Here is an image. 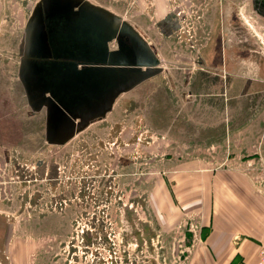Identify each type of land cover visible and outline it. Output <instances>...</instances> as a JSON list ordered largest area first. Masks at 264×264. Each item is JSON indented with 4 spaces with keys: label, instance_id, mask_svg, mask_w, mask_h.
I'll return each instance as SVG.
<instances>
[{
    "label": "rangeland",
    "instance_id": "obj_1",
    "mask_svg": "<svg viewBox=\"0 0 264 264\" xmlns=\"http://www.w3.org/2000/svg\"><path fill=\"white\" fill-rule=\"evenodd\" d=\"M42 1L0 0V216L9 224L5 240L27 244L28 263L21 264H183L198 236L197 215L182 214L175 225H169L173 218L168 216L162 228L152 218L154 198L167 201L168 179L180 169L175 163L185 153L178 149L188 137L185 129L207 120L209 149L185 154L194 153L203 163L207 159V169L226 168L221 162L239 155L252 167L238 169L255 176L252 188L264 194V24L250 10L249 0ZM40 3L42 10L62 4L111 29L110 46L120 55L126 51L134 63L130 41L120 32L126 24L154 47L159 66L148 73L133 66L83 78L70 73L62 82L70 93L57 87L43 90V69L34 71L32 86L26 88L19 78L20 69L26 70L25 31ZM232 13L256 57L228 48L236 42L226 41ZM228 56L240 63L238 69L223 68ZM28 98H41L42 111H35ZM87 98L108 100L96 102V112L79 116L75 109ZM52 101L71 117L64 118L69 122H63L69 126L64 134L54 136L60 145H48L44 137ZM233 112L254 115L243 119L255 124L254 135L240 136L237 153L210 149L237 140L225 134L236 125L231 121L237 119L224 118ZM189 138L199 141V135ZM191 170L200 173V168ZM6 241L0 242V264H9Z\"/></svg>",
    "mask_w": 264,
    "mask_h": 264
},
{
    "label": "crops",
    "instance_id": "obj_2",
    "mask_svg": "<svg viewBox=\"0 0 264 264\" xmlns=\"http://www.w3.org/2000/svg\"><path fill=\"white\" fill-rule=\"evenodd\" d=\"M249 7L257 15L260 22L264 24V0H249ZM222 54L223 59L226 58L225 52L222 51ZM229 62L235 63L234 61ZM229 62L222 64L224 69ZM219 65L221 66V64ZM104 99L108 100V98H87V101L75 110L79 116L86 112L92 114L97 111L96 102ZM55 104V101H52L47 106L50 111L53 107V114L48 116L44 129L45 142L48 145H60L58 139L50 138L49 130H54V136L59 137L69 128V126L65 128L63 122L69 124L65 119H71L70 115L65 116L62 113L69 112L67 108L59 105V108L56 109ZM13 109L14 114H17V107L13 106ZM241 115L242 113L233 112L230 116H224L226 119H237L236 123L230 122L236 125L230 129L229 127L226 128L225 132L226 135L229 134V137L232 138L236 137L237 140L228 139L226 143L224 141L221 145H212L210 149H231L232 153H237L242 149L238 143L241 141L240 136L254 135L255 124H248L243 121V119L254 118V115L249 114L247 117ZM54 117H59V119H53ZM191 126L190 130L185 129L188 132V137L185 138V142L178 143V149L185 153L199 151L203 148L208 150L209 146H207L208 142L206 141L207 135L210 134L208 121L201 120L199 128ZM191 128H194L192 129L194 133H192ZM192 134L199 135V141L193 142L189 138V135ZM185 153L175 163V166L180 169L168 179L167 201H164L163 197L160 196L154 198L156 210L155 213L153 211L152 219L159 228H162L167 224L165 219L168 216L172 215L173 218L169 225L172 223L175 225L180 222L182 214L197 215L200 222L197 231L198 236L190 244L183 264H257L260 253L264 250V194L252 188V182L256 180L255 176L238 169L250 161L244 163V160L235 154L234 157H227L221 162V166H226V168L207 169V159L203 163V158H194V153L189 156ZM254 159L256 158L254 157ZM247 165L252 167L251 163ZM193 168H200V173H194L197 172V169L193 172L191 170ZM8 241L5 242L4 251L5 253L7 251L9 264L28 263L27 244L23 240L14 243L13 240Z\"/></svg>",
    "mask_w": 264,
    "mask_h": 264
},
{
    "label": "flooded vegetation",
    "instance_id": "obj_3",
    "mask_svg": "<svg viewBox=\"0 0 264 264\" xmlns=\"http://www.w3.org/2000/svg\"><path fill=\"white\" fill-rule=\"evenodd\" d=\"M61 5L40 9V19L31 14L33 19L27 20L28 29L25 31L26 44L24 45V51L27 53L24 58L26 70L19 68V78L22 85L28 87V89L31 88L34 71L37 73L38 70L43 71L44 69L46 77L45 86L42 87L43 90H47V87H57L61 89L62 93H70L63 89L62 84L67 74L72 73L74 77L78 78L96 74L108 68L105 65L108 60L117 61V64H131L126 51L121 55L118 52L113 54L115 52L114 48L110 46L111 29H107L104 25L97 24L92 19L80 15L79 12L70 11L69 8L65 9ZM227 32L226 41L228 43H231L232 39H236V42L232 46L228 45V48H232L233 52H235V49L240 51V55L242 54L243 57H256L257 51L248 47V40L244 36L245 31L240 29V22L238 23L233 13L229 16L227 22ZM241 37H244V40H240ZM116 46L120 48L121 44L116 42ZM225 50L226 48L224 52ZM229 61L230 56L227 57V62ZM239 64L229 62L225 65V68L232 71L233 68L237 69ZM41 65L45 67L40 68ZM46 67H49V69ZM96 68L99 69L95 70ZM117 68L123 69L126 67ZM22 71L23 75L21 77ZM29 84L31 85L29 86ZM46 119L45 117V121ZM53 119H59V117ZM49 135L50 138L54 137V130L50 129ZM8 227L9 224H3L0 216V242L2 243L6 241Z\"/></svg>",
    "mask_w": 264,
    "mask_h": 264
},
{
    "label": "water",
    "instance_id": "obj_4",
    "mask_svg": "<svg viewBox=\"0 0 264 264\" xmlns=\"http://www.w3.org/2000/svg\"><path fill=\"white\" fill-rule=\"evenodd\" d=\"M45 2H43V4ZM40 5L41 3L36 7L34 11V15L38 17L37 19H40ZM120 32L121 34H125L127 36V39L130 41V46L132 49L131 53H133V56H135L137 58L136 60L138 61L131 64H117V61L113 62L112 60H108V62H105V65L108 66L109 69L115 71V69H118L117 67L129 68L133 66V68L144 69V73H148L151 70H155L156 67L159 66V56L154 47L151 46L150 42L147 39L141 38L138 33H136L126 24H122L120 26ZM113 54H116V52H113ZM97 69L99 68H96L95 70ZM28 101L34 107L33 109H36L35 111L41 110V98H28Z\"/></svg>",
    "mask_w": 264,
    "mask_h": 264
},
{
    "label": "built area",
    "instance_id": "obj_5",
    "mask_svg": "<svg viewBox=\"0 0 264 264\" xmlns=\"http://www.w3.org/2000/svg\"><path fill=\"white\" fill-rule=\"evenodd\" d=\"M257 264H264V250L260 253Z\"/></svg>",
    "mask_w": 264,
    "mask_h": 264
},
{
    "label": "bare ground",
    "instance_id": "obj_6",
    "mask_svg": "<svg viewBox=\"0 0 264 264\" xmlns=\"http://www.w3.org/2000/svg\"><path fill=\"white\" fill-rule=\"evenodd\" d=\"M252 29V28H251ZM253 31V30H252ZM258 34V33H257Z\"/></svg>",
    "mask_w": 264,
    "mask_h": 264
}]
</instances>
